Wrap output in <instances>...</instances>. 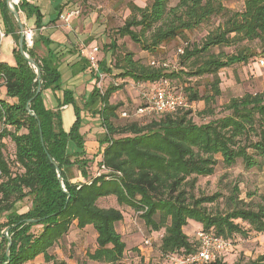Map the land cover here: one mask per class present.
Returning a JSON list of instances; mask_svg holds the SVG:
<instances>
[{"label": "trees", "instance_id": "trees-1", "mask_svg": "<svg viewBox=\"0 0 264 264\" xmlns=\"http://www.w3.org/2000/svg\"><path fill=\"white\" fill-rule=\"evenodd\" d=\"M169 4L170 0H152L145 7L128 3L130 15L115 31L116 36L128 37L143 51H150L219 17L223 21L208 33L201 48L186 47V58L213 47L258 43L259 52L244 47L224 59L211 55L189 74L213 77L209 95L199 96L192 86L186 87L184 94L190 104L204 103L205 109L199 114L212 116L210 106L221 95L218 72L246 65L253 57H264V0H244L238 11L225 7L222 0ZM15 9L26 18L34 16L35 28H41L42 15L37 7L19 0ZM0 19L3 33L11 35L16 44L15 65L0 62V87L5 88V99H0V264H26L40 255L46 263L65 264L55 251L70 249L68 245L74 243L68 239L71 232L79 236L78 231L88 226L96 237L95 247L84 253L85 262L124 264L126 244L116 231V225L124 220V207L139 212L151 234L163 232L157 247L161 261L166 256L197 251L196 237L192 240L184 232L190 221L231 245L233 235L264 232V196L262 203L250 204L239 198L235 186L227 198L228 208L213 212L207 206L216 203L221 194H195L198 178L214 175L218 164L230 168L241 162L245 170L264 169V90L232 98L225 107L227 115L205 123H195L192 111L186 109L156 115L159 119L140 118L145 124L132 121L118 125V119L135 116L139 106L131 115L128 108L120 110L122 104L110 103L112 94L126 80L171 82L179 74L144 65L131 52L119 55L111 67L106 59L99 60L100 74L124 82L110 84L104 91L94 86L83 103V109L98 117L104 130L97 139L101 152L90 157L80 133L81 109L75 106L72 92L64 90L60 104L74 108L75 121L67 132L60 113L44 106L43 91L61 89L57 65L35 56V40L31 48L24 43V52L40 71L37 78L35 69L18 50L20 34L5 0L0 1ZM115 44L110 40L108 49L113 52ZM76 66V72L89 68L84 58ZM95 77L98 80L97 74ZM27 104L33 116L26 111ZM106 202L110 204L103 205ZM145 240L151 249L152 238ZM219 260L209 264H221ZM247 264H264V253Z\"/></svg>", "mask_w": 264, "mask_h": 264}, {"label": "rangeland", "instance_id": "rangeland-1", "mask_svg": "<svg viewBox=\"0 0 264 264\" xmlns=\"http://www.w3.org/2000/svg\"><path fill=\"white\" fill-rule=\"evenodd\" d=\"M58 2V0H53ZM152 0H83L80 2V14L79 16L86 20L87 24L93 22L94 28L98 29L101 33L97 47L99 49L98 59H106L107 65L111 67L114 60L124 52H131L134 54L135 60H140L144 65H148L150 59H154L161 63H167L169 72L178 73V78L171 79V85L178 87L184 94L186 87L192 86L199 94V96L209 95L211 89V83L213 81L212 76L196 77L189 75L195 68L209 56H219V58H225L228 55L239 52L242 48L248 47L251 50L259 52L258 43L251 42H239L227 47H213L207 52L197 54L193 57L186 58L185 49L201 48L208 33L212 32L221 22L222 18L214 17L209 22L200 25L199 27L185 32L181 37L170 43H164L157 47L155 50L143 51L138 44L133 43L128 37L120 38L116 36L115 31L123 26L124 21L130 15L128 9V3L140 5L139 7H145L150 4ZM179 0H170V7L177 4ZM223 5L232 11H238L243 8L244 0H222ZM27 27L34 26L33 19H27ZM138 30V29H136ZM115 40L116 49L112 52L108 49V43L110 40ZM88 46L87 42L82 43ZM15 47L16 44L14 43ZM183 48L184 54L178 55L177 50ZM108 49V50H107ZM0 53L2 56H11L13 53V45L10 40H6L0 43ZM113 53V54H112ZM264 57H253L248 61L246 65L238 64L230 68L221 69L218 72L220 78L219 88L221 95L216 97L210 108L213 109L214 114L212 116L199 114L205 105L202 101L194 102L187 110L192 111V119L195 123H205L211 119L223 117L228 114L226 111V105L232 98L242 97L245 94H257L264 90V64L261 66L260 61ZM115 72V71H114ZM93 73H95L93 71ZM69 73L63 72L60 77V84H66ZM102 78L97 80L96 86L104 91L108 85H119L124 82L119 79L114 80L110 74H101ZM139 83L130 81L121 86L111 99L112 104H122L120 110L129 109L131 115L134 113L135 108L141 103ZM93 87L90 84L86 85V93L89 95ZM76 105V103H74ZM77 106V105H76ZM79 107V106H78ZM80 108V107H79ZM85 114L82 109L80 117L82 119V125L85 121ZM68 114L63 115L64 131L70 129V121ZM159 119L158 116L152 115L147 117L148 119ZM144 119H140L136 116H131L129 119H118V125H124L128 122L137 121L140 124H145ZM89 121V120H88ZM81 129V128H80ZM87 129V128H86ZM12 150L11 146L9 147ZM94 156V155H93ZM93 171V170H92ZM76 176L79 178L77 172ZM237 186L240 191L239 198L243 199L253 205H257L263 202L264 196V169H251L245 170L241 162L236 165L227 168L222 164H218L214 175L206 178H198L195 194L197 197L202 195H213L220 193V199L213 204L208 205V209L215 211L226 210L228 208L227 198L231 195L233 187ZM252 196L250 197L249 195ZM110 204L106 202L103 205ZM26 205V204H25ZM124 220L116 225L117 232L122 236V240L126 244V249L122 262L124 264H160L158 254V243L160 242V235L162 231L157 233H150L140 218V213L135 212L128 207L123 208ZM240 223L242 227L248 229V226L244 223ZM201 230L200 224L190 221V223L184 228L192 240H194L195 233ZM86 241H80L77 234L74 236L73 244L68 245L70 249L66 252H62L65 264H98L94 262L86 261L84 251L92 250L95 247V238L93 230H89ZM5 234V233H4ZM153 235V237H152ZM152 238L153 246L150 251L147 252L146 258L141 257L138 247L144 246L146 238ZM230 240L232 246L230 251L225 253L221 258V264H247L250 261L256 260L260 255L264 253V232L255 233L250 232L247 236L233 235ZM61 261V259H59Z\"/></svg>", "mask_w": 264, "mask_h": 264}, {"label": "crops", "instance_id": "crops-1", "mask_svg": "<svg viewBox=\"0 0 264 264\" xmlns=\"http://www.w3.org/2000/svg\"><path fill=\"white\" fill-rule=\"evenodd\" d=\"M24 1L34 7H37L40 11V14L42 15L41 28L36 29L35 25L32 27H27L26 22L27 19L29 18H26L24 13H19V18L23 23L24 27L34 31V40L36 42L35 50H34L35 56L39 59L48 58L49 60H51L53 63L57 65L60 74H62L63 72L69 73L67 74L69 75V78L66 84L61 85L60 90L51 91L50 89H47L43 91L42 99L44 106L46 109L52 111H58L60 113L63 129H64L63 115L68 114L69 117L68 119L71 123L70 124L71 127L73 122L75 121L74 108L71 104H67L63 106H60V104L63 100V91L67 90L72 92L74 103H76L77 107L79 106L80 109H82L83 113L85 114L84 115L85 121H83L84 124L80 129V133L84 137L86 154L90 157H92L93 155L96 156L101 152V148L97 142V139L99 136H101L104 130L101 126L100 119L98 117H91L83 109V103L88 97V94L86 93V85L90 84L92 85V87L96 86L97 79L95 77V73H93L90 67L84 71L76 72L79 68L76 65L80 61V59L84 58L79 54V49H78L79 45L82 44L83 42H87L88 47L90 48L97 46V42L99 41L101 33H98L99 30L94 28L92 21L91 23L87 24L86 20H83L79 16L80 2H82L83 0H58V2H54L53 0H24ZM70 11H78L79 14L77 16H74L70 20L68 25H65L61 20H59L58 15L59 13L65 14ZM30 19H33L35 23L34 16H32ZM0 32L3 35L2 37H0V43L6 40H10L14 49L15 42L12 36L3 33L1 19H0ZM97 59H98V55H97ZM102 59H104V57H102ZM102 59H98V61L99 60L101 61ZM0 62H4L9 66H14L15 61H14L13 53L11 56H2V54L0 53ZM130 81L131 80H126L125 83H128ZM150 85H151L150 82L139 83L138 87L141 89L144 87H148ZM114 94H112V96ZM112 96L110 98V103H112L111 102ZM0 99H5L4 87H0ZM76 179L78 180V178ZM89 230H93V229L88 226L84 230L78 231L80 236L78 237L80 241L83 242V245L86 241L87 234L90 233ZM93 234L95 238L96 237L95 232ZM74 236H75V231L71 232L70 237H68V239L70 238L73 241ZM138 250L140 256L143 258L144 257L146 258L147 252L150 251V249H148V246L138 247ZM55 253L57 254L58 260L59 259H61V261L64 260L61 250L57 249ZM26 264H51V263H46L43 257L40 255ZM160 264H163L162 261Z\"/></svg>", "mask_w": 264, "mask_h": 264}, {"label": "built area", "instance_id": "built-area-1", "mask_svg": "<svg viewBox=\"0 0 264 264\" xmlns=\"http://www.w3.org/2000/svg\"><path fill=\"white\" fill-rule=\"evenodd\" d=\"M19 0H12V5L10 7H16ZM78 11H70L65 14H59L58 18L65 25H68L70 20L77 16ZM20 34V33H19ZM24 37V43L27 48H31L34 40V31L24 27L22 32ZM0 32V37H2ZM79 54L84 57L89 67L95 74L98 75V79L102 78L98 70V59L97 55L99 49L97 46L88 47L83 44L79 45ZM177 54L183 55L184 49L180 48L177 50ZM261 66H263V60L260 61ZM150 67L168 69L167 63H161L154 59H151L148 63ZM140 99L141 103L135 111V116L138 118L149 117L152 115H162V114H173L180 110H186L190 107L186 96L181 90H176L175 87L171 85L168 79H161L157 82L151 83L150 86L140 89ZM125 116V114H124ZM196 241L198 244V249L194 254L179 256L171 255L166 256L163 260V264H209L220 259L225 253L229 252L232 245L231 243L222 238L215 236L212 233L198 231L195 233ZM149 242L144 241V246H148Z\"/></svg>", "mask_w": 264, "mask_h": 264}, {"label": "water", "instance_id": "water-1", "mask_svg": "<svg viewBox=\"0 0 264 264\" xmlns=\"http://www.w3.org/2000/svg\"><path fill=\"white\" fill-rule=\"evenodd\" d=\"M5 2H6V5H7V8H8V11H9V12L13 15V17L15 18L16 23H17L18 28H19L20 37H19L18 42H17L18 50H19L20 54L23 56V58L27 61V63L35 69V72H36L37 78H39V77H40V71H39L38 67L36 66L34 60H32L31 58H29V56H28V55L24 52V50H23L24 37H23V35H22V32L24 31V25H23V23L21 22V20H20V18H19V14H18V12L16 11V9H15L13 6L10 7V6L12 5V0H5ZM9 5H10V6H9ZM39 92H40V86H38L37 89H36V95H37ZM26 111H27L30 115L33 116V114L30 113L29 105H28V104H27V106H26ZM49 159H50V157H49ZM58 177H59V179H60V176H58ZM28 222H34V221L30 220V221H28ZM8 232H9L8 229L5 230V232H4V233H5V236L8 235ZM9 246H10V242H9V244H8L7 251H8Z\"/></svg>", "mask_w": 264, "mask_h": 264}]
</instances>
